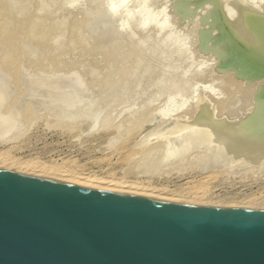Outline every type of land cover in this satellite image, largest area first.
<instances>
[{"label":"rangeland","instance_id":"1","mask_svg":"<svg viewBox=\"0 0 264 264\" xmlns=\"http://www.w3.org/2000/svg\"><path fill=\"white\" fill-rule=\"evenodd\" d=\"M108 3L0 0V163L264 204V0H127L124 30Z\"/></svg>","mask_w":264,"mask_h":264},{"label":"water","instance_id":"2","mask_svg":"<svg viewBox=\"0 0 264 264\" xmlns=\"http://www.w3.org/2000/svg\"><path fill=\"white\" fill-rule=\"evenodd\" d=\"M0 264H264V213L176 206L0 172Z\"/></svg>","mask_w":264,"mask_h":264},{"label":"bare ground","instance_id":"3","mask_svg":"<svg viewBox=\"0 0 264 264\" xmlns=\"http://www.w3.org/2000/svg\"><path fill=\"white\" fill-rule=\"evenodd\" d=\"M158 2V1H157ZM143 4V3H142ZM153 4V3H152ZM156 5V4H155ZM150 10V9H149ZM258 78V77H256ZM250 123H253L252 121L249 122ZM255 124H258L256 126V128H259L261 127L262 125L264 126V119L263 121L261 122H258V123H255ZM254 125V124H252ZM260 133L259 134H252L251 136L249 135V137H253V138H258V137H264V128L260 129ZM177 135V134H176ZM174 135V136H176ZM179 135V134H178ZM177 135V136H178ZM190 135V134H189ZM194 135V134H192ZM192 135L190 137H192ZM201 135V134H200ZM199 135V136H200ZM209 135V134H208ZM208 135L206 136V134L204 136L208 137ZM246 134H243V137H245ZM172 136V135H171ZM172 136V138L174 137ZM177 136L175 137V139L177 138ZM180 136H182L180 134ZM180 136L178 137L180 139ZM184 136V135H183ZM187 136V135H186ZM198 136V134L196 135ZM199 136L197 138H199ZM203 135L200 136V138H202ZM211 136V134H210ZM209 136V137H210ZM213 136V135H212ZM169 137V136H168ZM177 138V139H178ZM182 138V137H181ZM184 138V137H183ZM182 138V140H183ZM187 138V137H186ZM184 138V140L186 139ZM189 138V137H188ZM187 138V139H188ZM193 138V137H192ZM204 138V137H203ZM174 139V138H173ZM196 139V138H194ZM193 139V140H194ZM193 140H187V144H189L190 146V141L193 142ZM199 140V139H198ZM203 140V139H202ZM202 140H199V141H202ZM205 140V138H204ZM207 140V139H206ZM180 141V140H178ZM185 142V141H184ZM183 141L180 142V144L184 143ZM186 144V142H185ZM193 144V143H192ZM195 144V143H194ZM173 146V145H172ZM175 146V145H174ZM186 146V145H184ZM264 146V145H263ZM173 148V147H172ZM176 148V147H175ZM169 150V148H166ZM174 149V148H173ZM178 149V148H177ZM172 150L170 149L171 151H168L166 152L167 150H165V154H166V161L168 160V166L169 163H176V161L178 160L177 159V155L179 154L178 152L180 151L179 149L178 150ZM251 149V148H250ZM264 150V147L262 148ZM183 151V150H182ZM186 151V149H185ZM164 152V151H163ZM182 153V152H181ZM185 153V152H184ZM116 154V153H115ZM164 154V153H163ZM164 154V155H165ZM142 155V154H141ZM118 156V155H117ZM181 156V155H180ZM184 157V156H182ZM180 159V158H179ZM109 160V159H108ZM110 161V160H109ZM71 162V161H70ZM167 163V162H166ZM67 164V163H66ZM72 164V163H71ZM109 164V163H108ZM13 163L12 162H8V161H4L2 163H0V170H3L5 169L4 171H9V172H13L14 174H28L27 176H30L28 178H33V179H36L38 180V178L40 179V177H42L41 179L42 180H47L45 182H49V183H52V184H59V185H65V186H70V187H73V188H76V189H81V190H95V191H100V192H103L105 194H110V195H117V196H128L130 198H135V199H140V200H147V201H155V202H159V203H164V204H174V205H178V204H186V205H189L190 208H205V209H208L210 207L213 208V206H220V202H215L214 198H210L209 197V191H210V183L213 182L214 180V174H213V177H210V176H203V180L197 184L194 185V187H190V190L188 193L186 194H174V193H171V194H165V190L163 189L162 191V188H159L161 190H157L155 189L156 187L154 188H144L142 186H138L137 184H134V183H131V182H127L126 180H121V181H118L114 175L112 176L111 173H110V176H109V173H107V176L106 175V178H104V176H101V177H98V176H94L93 173H91V175H89V173L85 175V169L82 170L80 168H77V167H73L71 165H69L68 167H60V168H55V166H52L51 168L49 169H45L44 170V173L43 175L41 174L42 172L38 171V172H35L34 174H32L31 171H33L34 169L33 168H30L28 166H26V168H23V169H19V168H15L12 166ZM74 165V164H72ZM166 165V164H165ZM173 165V164H172ZM176 165V164H175ZM174 166V165H173ZM58 167V166H56ZM167 167V166H166ZM84 168V167H83ZM109 168V167H108ZM87 172V171H86ZM98 172V171H97ZM95 175H97V173H95ZM26 176V177H27ZM197 177V176H196ZM44 178V179H43ZM197 179V178H196ZM216 179V178H215ZM191 182V181H190ZM197 182V180L195 181ZM194 182V183H195ZM189 186H187L186 188H188ZM212 188V187H211ZM181 190V189H180ZM187 191V190H186ZM181 192V191H180ZM264 193V192H263ZM214 194V192H213ZM217 196V195H216ZM212 197V196H211ZM215 197V196H214ZM219 197V196H218ZM262 197V196H261ZM224 198V197H223ZM232 198V197H230ZM227 199V198H225ZM233 199V198H232ZM247 199V198H246ZM252 199V198H251ZM250 199V200H251ZM220 200V199H219ZM235 200V199H234ZM249 200V202H250ZM253 200H257L256 198ZM259 200V199H258ZM261 200V199H260ZM221 201V200H220ZM224 201V200H222ZM230 201V200H229ZM236 201V200H235ZM241 201V200H240ZM242 201H244V199H242ZM252 201V200H251ZM227 202V201H226ZM248 202V200H247ZM246 202V203H247ZM263 202V201H262ZM175 203H178V204H175ZM219 203V204H218ZM223 203V202H222ZM234 203V202H233ZM236 203V202H235ZM254 204L256 203H250V204H238V205H235V206H230L232 205L230 203V205H223L224 207L229 208L231 207H234L235 209L239 210L240 209L244 210V208H251L252 209H257L256 211L258 213H264V204L262 205H259L257 207H251V205L255 206ZM258 204V203H257ZM185 206V205H184ZM193 206V207H191ZM220 207H217L220 209ZM223 208V207H222ZM225 208V209H226ZM214 209V208H213ZM216 209V207H215ZM230 209V210H231ZM254 209V210H255ZM224 210V209H223ZM227 210V209H226ZM233 210V209H232ZM231 210V211H232ZM247 210V209H246ZM253 210V211H254ZM222 211V210H221ZM235 211V210H234ZM248 211V210H247ZM250 211V210H249ZM255 211V212H256ZM245 212V211H244ZM252 213V212H251Z\"/></svg>","mask_w":264,"mask_h":264},{"label":"clouds","instance_id":"4","mask_svg":"<svg viewBox=\"0 0 264 264\" xmlns=\"http://www.w3.org/2000/svg\"><path fill=\"white\" fill-rule=\"evenodd\" d=\"M145 6L132 7L127 0H109L108 8L115 16H122L120 27L122 30L130 27V22L134 21L138 16H143V8Z\"/></svg>","mask_w":264,"mask_h":264}]
</instances>
